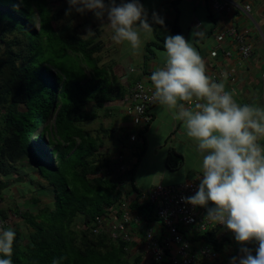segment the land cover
I'll list each match as a JSON object with an SVG mask.
<instances>
[{
    "label": "trees",
    "instance_id": "trees-1",
    "mask_svg": "<svg viewBox=\"0 0 264 264\" xmlns=\"http://www.w3.org/2000/svg\"><path fill=\"white\" fill-rule=\"evenodd\" d=\"M64 12L48 0H0V201L22 182V175L13 174L24 159L53 192L52 202L36 211L18 210L14 201V207H0L1 217L11 212L25 227L14 224L13 264H52L54 259L59 264H137L141 256L125 250L126 243L90 230L95 215L131 191L120 186L111 158L99 149L116 128L82 126L110 117L128 88L114 70L115 60L100 63L105 42L98 31L83 37L70 25L54 27ZM151 47L145 45L144 60L152 57ZM130 204L154 220L152 205L138 197ZM195 238L219 253L222 243L210 230Z\"/></svg>",
    "mask_w": 264,
    "mask_h": 264
},
{
    "label": "clouds",
    "instance_id": "clouds-1",
    "mask_svg": "<svg viewBox=\"0 0 264 264\" xmlns=\"http://www.w3.org/2000/svg\"><path fill=\"white\" fill-rule=\"evenodd\" d=\"M67 3L66 15L73 10L79 14L91 11L101 20L106 15L112 41L126 43L133 51L141 47L142 38L152 35L153 26L141 0ZM153 20L164 22L156 13ZM87 35L95 32L88 28ZM163 49L159 52L162 66L148 77L154 89L152 98L171 111L202 157L197 190L182 200L206 208L205 219L230 230L241 245L256 243L255 254L241 247V254L230 257L229 264H264V144L259 142L264 138V106L238 103L223 81L207 75L200 53L183 35L164 37ZM194 99V106L181 103ZM9 223L0 227V264H13L16 233ZM52 264L59 262L54 259Z\"/></svg>",
    "mask_w": 264,
    "mask_h": 264
},
{
    "label": "crops",
    "instance_id": "crops-1",
    "mask_svg": "<svg viewBox=\"0 0 264 264\" xmlns=\"http://www.w3.org/2000/svg\"><path fill=\"white\" fill-rule=\"evenodd\" d=\"M105 2L107 3V0ZM120 2L121 0H117V3ZM141 3L147 10V19L152 24L153 30L151 37L142 38L141 47L135 51L130 49L126 43L116 44L112 41L111 29L106 26L108 23L106 15L103 20L95 17L97 25H101L107 39L106 44L115 47L111 52V57L116 61L115 66L118 67L121 79L128 89L138 79L151 82L148 77L152 71L162 66L159 52L164 50V37L180 34L186 40H190L192 46L198 50L205 62L206 72L209 67H218L224 70L234 69V81L226 80L224 83L226 89L234 91V98L238 103L264 106V0H229L225 9L218 13L211 10L209 0H141ZM245 4L250 5L249 15L244 14L241 9ZM153 13L163 19V24L154 22ZM231 25L239 29L250 30V40L253 45L251 56L241 63H238V55L232 41L225 40L219 47H216L217 43L212 37L214 32ZM147 43H151L154 48L151 47L148 52L152 57L144 60ZM214 48L218 51L216 57L211 56V51ZM225 51H230L231 56H224ZM113 52H120V56L117 57L116 54L113 56ZM115 111H119L120 115L113 128L122 131L131 130L134 126L130 117L125 115L123 105L121 104L119 108L116 107ZM149 114L151 120L142 137L138 135L134 141H118L116 139L117 143L106 139L104 145L99 148L100 152L111 159H114L117 154L123 153V148L127 150L124 158L128 176L125 182L126 188L130 191H132L131 188L145 191L160 182L177 184L192 179L199 183L197 178L201 174L202 157L197 151L195 142L186 136L181 123L172 118L171 111L157 101L149 109ZM94 120L97 122L99 118ZM97 123V125L86 126V122H84L82 126L89 127V129H85L93 131L100 125L99 122ZM259 142L264 144V138H261ZM27 161L28 159H24L17 163L16 167L19 171L18 173L13 172V176L22 175V182L11 188L12 193L9 191V194L5 195L11 201L27 195L28 197L25 199L30 203H32V197H36L39 201L33 204H36L37 209L39 205H47L52 202L53 192L47 182L38 177L37 172ZM157 178L159 181L156 182ZM40 183L44 186H40ZM26 187L27 191L21 196L20 191H24ZM209 230L212 232L214 240L217 243H222L218 250L219 256L214 260H199L200 264H229L230 257L240 255V249L244 246L255 254L254 242H246L241 245L234 239L231 231L227 239L225 237L219 239L218 229L211 228ZM140 236L141 234L138 233L136 239H139ZM195 237L191 239L194 244L198 241ZM194 247L196 246L194 245Z\"/></svg>",
    "mask_w": 264,
    "mask_h": 264
},
{
    "label": "built area",
    "instance_id": "built-area-1",
    "mask_svg": "<svg viewBox=\"0 0 264 264\" xmlns=\"http://www.w3.org/2000/svg\"><path fill=\"white\" fill-rule=\"evenodd\" d=\"M229 0H209L210 8L218 13L225 9ZM244 14L249 15L250 5L241 7ZM260 32V30H259ZM216 47L230 40L235 45L238 55V63L248 59L252 52L250 30L227 26L213 33ZM211 56H218L214 48ZM224 56L230 57L231 52L225 51ZM208 76L214 81H234V69L209 67ZM153 85L143 79L136 80L128 89V94L123 98V111L132 120L133 128L118 133L119 141H134L138 138V131L145 128L151 120L149 109L156 102L152 98ZM197 101H183L185 106H194ZM116 173L121 177L120 186L126 187L127 169L124 163V155L119 153L114 158ZM112 163V164H113ZM195 179L183 181L177 184H154L145 191L123 192L117 203L107 208L103 213L94 216L90 225L93 234H105L110 240L126 243L125 250L136 252L141 256L137 264H200L199 260L217 259L219 253L208 242L191 240L194 236L211 228L218 229L219 239L229 236L230 230L222 225L206 220V208L194 207L185 203L182 197L193 195L198 187ZM138 197L140 202L152 205L154 220L148 221L141 213L134 212L130 203ZM13 214V213H12ZM14 217L16 216L13 214ZM11 220L0 216V227H6ZM140 233L139 239L136 235ZM194 245L196 247H194ZM257 245L254 242L253 247Z\"/></svg>",
    "mask_w": 264,
    "mask_h": 264
},
{
    "label": "rangeland",
    "instance_id": "rangeland-1",
    "mask_svg": "<svg viewBox=\"0 0 264 264\" xmlns=\"http://www.w3.org/2000/svg\"><path fill=\"white\" fill-rule=\"evenodd\" d=\"M48 1L50 2L52 7H56V8L65 7L66 10L69 8L67 0H48ZM53 24H54V27L57 28V29H60V28L64 27L65 25H70L72 28H74V30L76 32L80 33L83 37L88 36L87 35V29L88 28H91L92 31H94V32L98 31L99 34H100L99 35L100 39L102 38L103 41L105 42L104 48H103L102 52L100 53V56L102 57V60H101L100 63H106V62H110L111 60H113V58L111 57L112 56L111 52H112L113 48H115V47L108 46L106 44L107 43V39L104 36V32H103V30L101 28V25L100 24L97 25V20L95 19L94 14L93 13L91 14L90 11H87L84 14H79V13H76L73 10L70 15H66V12H64L63 15L58 20H56ZM119 53L113 52V56H114V54H116V56L118 57V56H120ZM114 70L118 72V76L121 79V74L119 73L118 67L114 66ZM121 81L123 82L122 79H121ZM116 105H119V107H121V103H117ZM87 107H88L87 111H89V109L92 108L91 104H88ZM19 108L23 109L24 106L21 104V105H19ZM1 112H2V108L0 107V114H1ZM101 112L103 113L104 111L99 110L100 114H101ZM119 115H120L119 111H113L112 115L110 117H102L97 122L103 124V126H105V127L106 126L114 127L115 124H116L115 121L118 120V116ZM110 121H111V123H110ZM97 122H96V120H94L92 122L88 121V122H86L85 125L86 126L97 125L98 124ZM50 123H51V128H53V122L51 121ZM2 126H3L2 122L0 121V131H2ZM86 126H84V128H88L89 129V127H86ZM121 132H123L121 129H118V130H115L114 132H111L110 136H109V139L107 138V141L110 140L111 142L117 143L116 139L119 137L118 133H121ZM123 150L124 151H123L122 154L124 155V158H125V155H126L125 153L127 152V150H125V148H123ZM114 151H115V149H114ZM113 152H112V154H113ZM111 160H113V162H114L113 158ZM112 163H111V167L116 172L115 165H114V163L113 164ZM155 181L156 182L159 181L158 178ZM10 193H12V189H10ZM8 194H9V191H8ZM25 197L27 198L28 196L25 195L24 197H19L18 200L17 199L14 200V202H15L14 203L13 201L8 199L7 195H4L2 203H0V207H2V208H4L5 206L14 207V205H13V203H14V204L17 205L18 210L23 211V210H26V209H30L32 211H36V204L30 203V201L25 199ZM10 216H11V220L9 221L10 222L9 223V225H10L9 227L14 228V224L18 223V224H20L21 228L24 230L25 227L23 225V222H22L21 218H19L18 216L14 217V215L12 213H10Z\"/></svg>",
    "mask_w": 264,
    "mask_h": 264
}]
</instances>
